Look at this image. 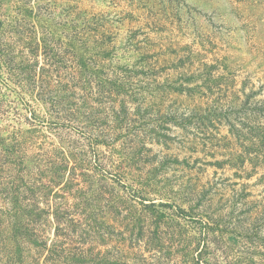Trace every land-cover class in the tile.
<instances>
[{
    "label": "rangeland",
    "instance_id": "1",
    "mask_svg": "<svg viewBox=\"0 0 264 264\" xmlns=\"http://www.w3.org/2000/svg\"><path fill=\"white\" fill-rule=\"evenodd\" d=\"M0 264H264V0H0Z\"/></svg>",
    "mask_w": 264,
    "mask_h": 264
}]
</instances>
